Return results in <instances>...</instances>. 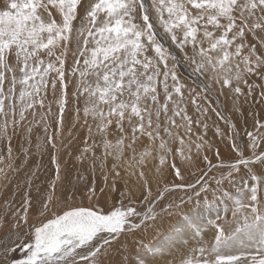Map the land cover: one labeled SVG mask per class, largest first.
<instances>
[{
  "label": "snow or ice",
  "instance_id": "obj_1",
  "mask_svg": "<svg viewBox=\"0 0 264 264\" xmlns=\"http://www.w3.org/2000/svg\"><path fill=\"white\" fill-rule=\"evenodd\" d=\"M246 34L251 35L252 42ZM162 39L170 40L180 55L166 47ZM189 46L191 56L185 51ZM69 53L73 57L70 70L65 67ZM169 60L173 61L171 66ZM181 60L188 63L190 76L200 83L205 99L211 94V85L202 79L204 76L221 89L226 86L236 94H243L239 86L243 83L251 94L253 85L248 84L246 77L255 75L264 80V0H4L0 7V141L6 142L8 158L13 156L9 128L15 134L29 112L35 117L37 108H47L40 116L44 122L55 102L60 113L58 123L63 125L67 74L76 79L77 102L83 97L82 111L88 136L81 158L89 152L94 157V149L100 148L103 166L108 157L121 161L127 148L132 153L127 161L132 168L133 161L136 166H146L147 161L154 158L155 150L159 171L173 154L169 144L172 140L179 142L176 152L191 161L184 149L191 153L195 144L199 153L207 142L199 135L197 140L202 143L192 140V117L187 115V106L183 105L186 85L179 81L175 70ZM194 93V89H189L190 95ZM49 95L52 101L46 104ZM260 95L264 97V92ZM197 111L201 112L199 105ZM80 112L77 107L78 118ZM206 112L207 109H203L202 114ZM177 118L181 123H177ZM196 123L200 125L199 119ZM202 127L207 130L208 125L205 123ZM261 128L264 124L256 121V134L247 133L251 155L246 157L233 141L231 146L239 158L232 163L213 165L227 170L216 179L218 187L212 190L214 198L232 200L233 218L242 215L231 234L216 223L220 219L218 213L216 220L206 221L199 214L182 213V225H174L165 232L162 227L165 217L173 215L172 209L180 205L160 203L165 199L164 193L169 191L167 187L153 197L141 168L143 211L137 210L130 190L122 192L119 205H112L107 211L92 204L60 209L47 222L34 226V243L25 246L26 259L16 264H127V256L118 262H106L104 257L114 244L120 243L124 249L120 238L130 234L136 236L133 264H264V193L261 191L264 182L251 167L256 163L264 165V151H256L264 141ZM180 129L184 135H180ZM31 130L27 128L28 133ZM48 130L45 122L46 134ZM110 134L114 139H109ZM94 135L99 140L93 139L88 145V139ZM140 136H146L149 144L137 154L133 145ZM48 143L56 147L52 136H48ZM24 151L27 153V149ZM3 162L4 156L0 154V164ZM241 165L255 185L233 196L219 186L224 180L231 183ZM6 167L13 169V164ZM170 167L182 179L175 162ZM0 174L6 177L4 167H0ZM187 187L195 189L196 197L209 190L208 183L201 180ZM217 191L222 195L215 196ZM94 198L95 189L89 188L88 199ZM192 198L188 196L189 201ZM125 199L129 200L127 205ZM54 200L57 206L62 203L55 197V185H52L39 215L51 211L49 204ZM205 204L212 206L206 197ZM21 223L28 224L27 207L13 227L18 229ZM209 226L216 229L211 246L203 239ZM150 230L156 235L147 240ZM181 248H188V254L178 259ZM232 248H237L239 254L224 251Z\"/></svg>",
  "mask_w": 264,
  "mask_h": 264
},
{
  "label": "bare ground",
  "instance_id": "obj_2",
  "mask_svg": "<svg viewBox=\"0 0 264 264\" xmlns=\"http://www.w3.org/2000/svg\"><path fill=\"white\" fill-rule=\"evenodd\" d=\"M154 13H155V11H154ZM247 39L249 42H252L251 35H247ZM243 89L245 92L246 91L245 86L243 87ZM225 90H226V88H225ZM261 91L264 92L263 89H261ZM254 95H255V91H254ZM250 96H251V94L248 93L247 97L245 99V105L243 106L242 111H239V112H241V115H239L236 112H233V116H234L235 120L238 122L239 126L242 125L243 126L242 128H244V129L247 128L248 130L251 128L250 126L253 125V117L254 116H257V115L263 116L264 115V102H263V100L261 101V99H258L257 98L258 96L255 95V96H257V97H255L257 99L251 101ZM233 101H234V99H233ZM189 104H190V102H189ZM230 106H231V104H230ZM189 107H191V106H188L187 108H189ZM193 107H191V113H192ZM210 109L212 110L211 107H210ZM213 111H214V109H213ZM194 115H195V113H194ZM204 115L206 117V114H204ZM213 116L215 117L216 115L213 114ZM207 117H209V116H207ZM214 117H212L213 118L212 120L217 121L216 118L214 119ZM217 118H218V116H217ZM179 122H181V121H179ZM89 123L91 124L92 122H89ZM221 125H224V124H221ZM193 126H196V125L194 124ZM78 127L80 128L81 126H78ZM196 128H197L196 134L201 133L202 132L201 129H204L202 126H196ZM226 129H227L226 130L227 132H230V129H228V128H226ZM207 130L208 131H206V132H207L208 140L215 141L217 143L220 142L219 138H218L219 134L216 132L215 129L208 127ZM83 134H86L85 131H83ZM182 134H183V132H181V135ZM96 138H99V137L97 136ZM146 138L147 137H144L145 140H146ZM230 138H232V136ZM185 139L187 141V137H185ZM221 139H223V138H221ZM74 140L78 141L77 138H75ZM196 142L198 143L197 140H196ZM246 142H248V141L246 140ZM175 143H176V147H174L175 149L173 151V154L177 159V161L175 163L181 162L187 168L188 165L186 163H184L183 158L176 152V149L180 147L179 142L175 141ZM230 144H232V143H230ZM230 144L227 143V146H229ZM237 144H239V143H237ZM205 145L207 146L208 143H206ZM259 145H260V147H258L256 151L257 152L264 151V141H261ZM206 146H204L202 149H200L199 153L196 151L195 144H192L191 153L188 152L187 148L184 149L185 156L191 154V157H192V163L188 166L187 169L191 170L194 167H196L199 170L194 175L189 176L186 179H182L181 182H177L179 180L174 179L175 178L174 169L170 166L164 165V166L160 167L159 171H157V168L159 167V161H158V158H155V157H157L156 152L153 154L154 158H151L147 161L146 166H136L135 162L133 161L132 162L133 167L129 168L127 161H129L130 158L126 159L125 161H124L125 158H123L121 161L117 162V161H114V159L112 157H108L104 162V163H107L106 167L104 164H103V166H101V164H99V167H98L97 165H94L95 163L93 162V160L91 158H88L87 163L83 162L85 156H83L81 158L82 150L80 149L79 145H73L72 150H70V152H69L70 156L69 155L64 156L63 160H65L66 158L69 157L70 164L64 165V168H63L64 178L62 180H60V178H57L56 174H54L52 172V167L49 165V163H50L53 166V161H52L51 157L45 158L43 163L37 165L36 168H33V166H31V167L23 170L24 172L26 171V172L31 173V174L35 172L34 178L36 181V187L38 186L37 193L34 194L32 200H31V208L27 209L28 224L21 223L20 227L17 229V228L13 227V224L23 214V212L25 210L26 203L25 202L23 203L21 197L18 196L16 198V195H14L15 188H14L13 184H10L9 187H7L8 186L7 185L6 186L7 189L6 188H5V190L3 189V194L0 195V264H16L17 261L26 259V247L25 246L29 243H34V226H39L41 223L47 222L48 219L52 218L53 213L60 211L61 208L59 210L55 211L57 204H56V201L54 200L51 204H49V208L51 209V211L45 213L43 216L39 215V210L41 209L42 204L45 202L46 198L51 194L52 185H55V197L57 199H59L58 198V192L60 195H62L63 201L68 200V197H72L70 207H75V205L76 206H89L90 204L95 205V204L90 203L88 201V190H89V188L93 187V183L96 181L95 185H94V188H96L95 191H97L101 187L105 188L104 194H102L98 199H100L102 197L101 204L104 206H109V207H104L105 211H107L112 206V204L114 203L111 201L112 195L109 194V185H110V188L112 187V185L110 184V181L112 179H116V180L121 179L119 181V184L122 185V183H123V186H124L123 191H126V190L132 191L134 194L133 198H132L135 201L134 205L137 207V210L143 211L144 206L141 204V200H142L141 194L144 191V187H143L144 183L141 182V180L139 178V171L142 168V170L145 172V174H147V172H148V176H149L148 184H149V186L152 185L151 189L153 192L156 191V194H157V192L163 191L165 187H167L169 189V191L164 193V196H165L164 201H161L160 203L172 202V203L177 204V205H178V203H180L179 204V205H181L180 208L184 212L190 213V214H199L205 218V221L208 220L207 216H209L210 219H212V220H216L217 213L219 214L220 217L226 216L228 211L232 215L233 210H234V203L232 200H226V199L225 200H217L220 203L219 204L216 203V206L213 208L214 209L213 213L206 206H203V205H202V207L198 208L199 206L198 207H197V205L192 206L188 202H184L183 204H181V199H183V200L185 199L184 194L189 193L190 195H193L194 191H195V189L188 188L187 185L195 184L197 182V180H201V183H203L206 181L207 177L214 176V175H216L219 179L221 172H225L227 170L223 169V168L213 167V165L220 164L221 162L232 163V162H235L237 160V158L235 157L236 159H234L233 161L232 160L216 161L219 158L233 157V156H235V154H234L235 152L228 151V150H226V151L221 150V151H219V155L217 156V151H215L213 149V152H212V148H209ZM133 147L136 148L137 153L141 152L142 145H141L140 138L136 141V144L133 145ZM48 151H49V148H47L45 150V155L48 154ZM128 151L129 150L127 149V152ZM127 152L125 154H127ZM45 155H43V157ZM244 155L247 157L251 154H250V152L245 151ZM97 156H98V154H97ZM205 156L208 159L207 162L204 160ZM171 157H173V156H169V158H171ZM138 158H139V156L137 157V159ZM32 160H33V158H32ZM60 160L62 161V159H60ZM152 160H154L155 163H152ZM209 161L211 162V164L209 163ZM115 162L120 163V165L118 167L116 166L114 168L113 164ZM90 167H91V170H90ZM102 167H104L105 168L104 170H106V171L103 172ZM251 167H252L253 173L256 175L258 173V176H261V172H260L261 170L264 171V165H262L260 163H256V164L252 165ZM107 169L113 170V171H111L113 173L112 176H111L110 171ZM78 171H85V173H79L77 175ZM36 172H38V173H36ZM96 172H98V174H99L98 180L94 177L95 175H97ZM117 172H119V175L116 174ZM132 172H135L136 175H132L131 174ZM239 172H241V175L238 178L233 176L231 183L228 180H224L219 187L222 190H226L228 192L231 191L230 193L233 196H237L236 194L239 195L241 193V189H243L244 192H247L250 189V187L255 185V181H253L250 178V176L248 174H246L247 170L244 168L243 165H241ZM104 176L106 177V180H108L109 184L104 183L105 182V180H103ZM28 178H27V180H28ZM23 180H25V179H23ZM102 180H103V184L101 183ZM151 181H156L157 183H159L158 187L155 186V184ZM175 185H183V187L176 188V187H174ZM199 187H200V185H197V188H199ZM261 191H262V189H261ZM208 195H210V197L212 198V201L216 200L212 193H204V194L199 196L198 200L202 203L205 201V197L206 198L209 197ZM221 195H222V192H220V191L217 194H215V196H221ZM167 198H172V200L167 201ZM73 202L74 203L76 202L74 206H73ZM119 202L117 204H113V205L118 206ZM128 203H129V200L125 199L124 204L127 205ZM66 208H63V209H66ZM195 208H198V209H195ZM218 208H219V210H218ZM172 212H173V215L166 216L163 223H162V227H163V230L165 232H167L172 226H174V225L180 226L183 223V217L178 216V208H176L175 210H172ZM169 217H171L170 220H169ZM232 217H233V215H232ZM219 220H221V218ZM237 220H242L241 214H238L236 219H234V221H218V220H216V223H218V224L224 223L222 225V227H224L227 234H231L232 230H234V228L238 226ZM136 235H139V233H137ZM155 235H156L155 232L150 230L148 232V235H147V240H152ZM215 235H216V229L212 226H209L205 230V232L203 233V239L209 246H211L212 243L214 242V236ZM135 239H136V236L131 235V234L126 235V236H121L120 242L125 245V248L122 249L120 247V243L114 244L112 249L109 251L108 255L106 257H104L105 261L108 262V261H115L116 260V262H118V261L124 260L125 256H127L128 257L127 264H133L134 255L132 252L133 251L132 248L136 247V245L134 243ZM147 240H146V242H147ZM191 246L192 245L190 244V247ZM224 251L228 254H236L239 252V250L237 248L225 249ZM182 253L183 254H181L180 252L177 253L178 259L182 258L184 255L188 254V248H185L182 251ZM81 264H86V262H81Z\"/></svg>",
  "mask_w": 264,
  "mask_h": 264
},
{
  "label": "rangeland",
  "instance_id": "obj_3",
  "mask_svg": "<svg viewBox=\"0 0 264 264\" xmlns=\"http://www.w3.org/2000/svg\"><path fill=\"white\" fill-rule=\"evenodd\" d=\"M146 2H147V0H146ZM3 3H4V0H0V4H1L0 7H3ZM154 15H155L154 10H152V16L155 17ZM159 30L161 32V35H163L162 29H159ZM157 38L160 39L161 37L158 36ZM161 42L164 43L166 47H169L171 51H174L177 56L180 55L179 49H177L176 46L174 44H172L170 40L162 39ZM185 51L188 53L189 56L192 55V51H191L190 46L188 48H186ZM257 51L258 52L260 51L259 46H257ZM72 62H73V57H72L71 53H69V56L67 58L66 65H65L66 69L70 70ZM172 64H173V61L169 60V66H171ZM175 70H176V74L179 78V81L186 85V88L183 89V91H184L183 105L187 104L188 106H191V107L194 106L192 108V113H191V107L187 108V115L192 117V121L196 126H198L196 121L199 119V121H200L199 126H202L206 122V124L208 125L209 128L215 129L216 132L219 134L218 138H219L220 142L217 143L215 141L208 140L207 132H206L208 130L201 129L202 132L196 134L197 128H196V126H193L194 125L193 123H192V127L194 129L192 128V140L196 141L198 135L203 136V141H206L208 143V145L207 146L205 145V146L212 148V152H213V149L215 151H217V149H218L219 151L228 150V151L235 152L234 153L235 156H233V157L219 158L216 161H223V160L224 161H226V160H232L233 161L234 159L239 158L237 156V152L232 148V146H231L232 144H230L233 141H235L236 144L239 143L237 145L242 150L244 149L243 152L248 151L251 154V149L248 147L249 137L247 136V133L253 132L254 134H256V121H259L261 124H264V115L263 116L262 115L254 116L253 117V125L250 126L251 128L249 130L247 128L246 129L242 128L243 127L242 125L239 126L238 122L235 120V118L233 116V112H236L239 115H241V112H239V111H242V108L245 105V99H246L247 94H248V86L243 84V83H240L241 85H239V86H240L243 94H236L229 87L225 86L223 89H221V86L219 84H216L215 82L209 81L207 76H204V77H202V79L205 82L210 83V85H211V89H210L211 94L208 95L207 99H205L200 83L194 82L193 78L190 76L191 69H190L187 62H184L183 60H181V62L179 64H177ZM246 78L248 80V84L253 85L250 100L252 101V100H256L258 98V99H261V101L263 100V102H264V97H262L260 95V93L262 92L261 89L264 90V80H261L258 76H255V75L250 76V77H246ZM66 80L69 82H68V87H67V104L65 105V109H64V113H63V125L62 126L58 123V120L60 118L58 105L55 102H53L51 104V114L46 116L44 122H41L40 116H41L42 112H47V108H45L43 110L37 108L36 109L37 115L35 117H33L31 112H29L27 114V119L20 126H18L16 128L15 134H13V130L11 128H9V135L12 136V140H11V146L13 149L12 159H9L7 156L6 142L0 141V154H2L4 156V162L2 164H0V167H4L5 172L7 174L6 177L3 174H0V195L3 194V189L5 190V188L7 189V187H9L10 184H13L14 188H15L14 195H16V198L18 196L21 197L23 203L28 202L25 205V207L27 206V209L31 208V200H32L34 194L37 193L38 186L36 187V181L34 178L35 172L31 174V173H28L26 171L24 172L23 170H25L31 166H33V168H36L37 165L43 163L45 158L51 157V159L53 161V166L50 163H49V165L52 167V172L54 174H56L57 178H60V180H62L64 178V172H63L64 165L70 164L69 157L66 158L65 160H63L64 156H66V155L70 156L69 152H70V150H72L73 145H79V147L82 151L86 147L84 141L88 135V133H87L88 131H86L87 125L84 124V115H83V111H82V109L84 107L83 97L80 98V101L78 103L75 96H74L76 79L74 77H71L70 75L66 74ZM169 82L171 83V81H169ZM243 85L246 88L245 92L243 89V87H244ZM255 85H260V87L259 88L255 87ZM234 86H235V81H234ZM225 88H226V90H225ZM189 89H194L195 93H199L200 95L195 96V93L190 95ZM254 91H255V95H257L258 97L254 95ZM194 97H195V103H193ZM255 97H257V98H255ZM175 98L176 97H174V99ZM233 99H234V101H233ZM49 101H52L51 95L48 96V98L46 100V104ZM209 101H211L210 104H209ZM189 102H190V104H189ZM230 104H231V106H230ZM197 105H199L201 107V112L197 111ZM77 107H79L81 109V112L79 114V118L77 117V113H76ZM210 107L212 108V110L210 109ZM170 108H171V105H170ZM203 109H207L206 117L204 114H202ZM213 109H214V111H213ZM217 112L220 113V116H218V118L216 115ZM194 113H195V115H194ZM169 114H171V113H169ZM213 114L216 116L214 117ZM207 116H209V117H207ZM212 117H214V119L216 118L217 121H213ZM221 117H224V119H221ZM178 120L180 121V119L177 118V123L178 124L181 123ZM162 121H163V117H162ZM45 122L49 126V130H48L47 134L44 131V123ZM89 122H92L91 118H89ZM221 124H224V125H221ZM78 126H81V127L79 128ZM233 126H234V128H233ZM28 127H31V129H32L30 133L27 132ZM226 128L230 129V132H227ZM217 129H219V132L217 131ZM83 131H85L86 134H83ZM173 131H176V130L173 129ZM179 131H180V135H181V132H183V129H180ZM259 131L261 133H264V128L259 129ZM182 135H184V132ZM48 136H52L54 138V142L56 144L55 148H52L51 144L48 143ZM231 136H232V138H230ZM93 137L90 138V140L88 139V145L92 144L93 139H96L97 141L99 140V138H96L97 136L94 135ZM109 137H110L109 139H114V137L111 134L109 135ZM144 137H146V136H140L139 137L141 140V145H142L141 151L149 144L148 138H146V140H145ZM75 138H77L78 141H75L74 140ZM165 138L167 139V137H165ZM221 138H223V139H221ZM246 140L248 142H246ZM197 141H198V143L203 142V141H199V140H197ZM227 143H229L230 145L227 146ZM169 144L174 151V149H175L174 147H176V143L173 142L172 140H170ZM259 147H260V145H259ZM47 148H49V151H48V154L45 155V150ZM24 149H27V153H25ZM128 150L129 151L127 152V148L125 149V153L127 152V154L124 153V157H123V158H125L124 161L131 157V154H132L131 150L130 149H128ZM101 151L102 150L100 148L94 149V152H95L94 157H93L91 152L84 154L85 158H84L83 162L87 163L88 158H91L93 160V162L95 163L94 165H97L99 167V164H101V160H100ZM155 152L156 151L153 150V154ZM97 154H98V156H97ZM43 155H45V156L43 157ZM189 155L191 156V154H189ZM170 156H173V157L168 158V160L165 164L167 166H170L173 162L177 161L174 154H172ZM137 157H138V155H137ZM32 158L34 161L32 160ZM60 159H62V161ZM207 160H205V161L207 162ZM183 161H184V163H186L189 166L192 163V157H191V161H188L185 159H183ZM9 163L13 164V169H9L6 167V165H8ZM152 163H155V161L152 160ZM57 164H59V174L57 173ZM103 164L106 167L107 163H103ZM115 164L117 167L120 165V163H116V162H115ZM175 164H176V167H178L181 171L182 179H186L187 177L194 175L199 170L196 167H194L191 170H188L187 169L188 166L186 168L184 166V164H182L181 162L175 163ZM102 168H103V170H102L103 172L106 171V170H104L105 169L104 167H102ZM90 170H91V167H90ZM107 170L110 171L111 176H112L113 173L111 171H113V170H110V169H107ZM260 172H261V176H260L261 181L264 182V174H262V173H264V171L261 170ZM36 173H38V172H36ZM79 173H85V171H78L77 175ZM96 173H97V175H95L94 177L98 180L99 174H98V172H96ZM174 174H175V170H174ZM240 175H241V172H238V173H235L233 176L238 178ZM257 175H258V173H257ZM145 176L147 177V179L149 181L148 172H147V174H145ZM27 178H28V180H27ZM250 178H251V176H250ZM23 179H25V180H23ZM174 179L179 180L177 182H181V180H182L180 177H177L176 175H175ZM216 179H218V177L216 175L207 177L205 182L208 183L209 190L207 192H201L200 195H202L204 193H212L213 194L212 190L217 189ZM103 180H105L104 183H108V180H106L105 176L103 177ZM103 180L101 182L102 184H103ZM120 180L121 179H118V180L112 179L110 181V184L112 185V187L110 188V185H109V194L112 195L111 201L114 202L113 204H117L120 201L121 193L124 192L123 191V189H124L123 183H122V185L119 184ZM95 182L93 183L92 188H94ZM141 182L144 183L143 180H141ZM151 182H153L155 184V186L158 187L159 183H157L156 181H151ZM113 186H114V190H113ZM148 186H149V184H148ZM151 186H149V187H151ZM94 189L96 190V188H94ZM95 192H96V198H94L92 200L88 199V201L90 203L95 204L98 207H103V208L109 207V206H104L101 204L102 197L100 199H98L102 194H104L105 188L101 187L100 189H98ZM218 192L219 191H217L215 194H217ZM152 193H153V197H155L156 191H154V192L152 191ZM262 193H264V188H262ZM189 195H190L189 193L184 194V196H185L184 202H188L192 206L197 205V207L199 206L198 208L202 207V205L206 206L212 213L214 212L213 208L216 206V203L217 204L220 203L217 200L212 201V198L210 197V195H208L209 197H207V200L212 205L211 207H209L205 204V201L201 203L198 200L199 197H196L194 194L192 195V197H193L192 200L189 201L188 200ZM236 195H238V194H236ZM58 198L60 201L62 200V195H60L59 192H58ZM171 200H172V198H167V201H171ZM71 201H72V197H68V200H65L61 204H59L55 208V211L59 210L60 208L61 209L66 208V207L69 208ZM197 201H199L198 204H197ZM75 203L73 202V206L75 205ZM179 204L180 203H178V205ZM198 208H195V209H198ZM175 209H176V207H174L172 210H175ZM218 210H219V208H218ZM182 213L190 214V213L184 212L179 207L178 208V216L182 217ZM207 217H208V219H210L209 216H207ZM220 218H221V220H218V221H234V219H233V217L229 211H228L226 216L220 217ZM170 219H171V217H169V220ZM223 224L224 223H220L221 226ZM132 249H133L132 252L134 253L135 247ZM184 249L185 248H181L179 252L181 254H183L182 251ZM236 254H239V252ZM113 262H116V260Z\"/></svg>",
  "mask_w": 264,
  "mask_h": 264
}]
</instances>
